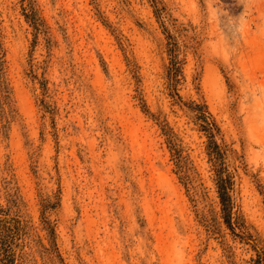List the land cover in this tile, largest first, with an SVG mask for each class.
I'll return each mask as SVG.
<instances>
[{"label": "rangeland", "instance_id": "374dc122", "mask_svg": "<svg viewBox=\"0 0 264 264\" xmlns=\"http://www.w3.org/2000/svg\"><path fill=\"white\" fill-rule=\"evenodd\" d=\"M0 227L15 264L47 227L64 264H264V0H0Z\"/></svg>", "mask_w": 264, "mask_h": 264}, {"label": "trees", "instance_id": "16d2710c", "mask_svg": "<svg viewBox=\"0 0 264 264\" xmlns=\"http://www.w3.org/2000/svg\"><path fill=\"white\" fill-rule=\"evenodd\" d=\"M28 18V15H25ZM34 28V27H33ZM37 29V28H36ZM167 146L171 157L173 158L174 166L177 174H179V178L181 179L183 185H188L187 175L183 168L182 157L178 153L175 145L172 143L170 137L165 134ZM207 155L209 156V160L211 162L216 182V189L219 198V203L221 206V213L224 223L227 227L231 228V199L229 196V190L231 189L232 182L229 175L225 172L222 166V152L220 150L219 145L213 139L212 136L209 137L207 142ZM188 191V188H187ZM41 221L45 225L47 222L45 221L44 212L41 213ZM16 229L3 228L0 227V264H15V255L13 251V238L15 234H17ZM48 240H49V248L47 249L50 252L49 261L51 264H64L62 257L60 256L55 241H54V233L51 227H47Z\"/></svg>", "mask_w": 264, "mask_h": 264}, {"label": "clouds", "instance_id": "9594fccd", "mask_svg": "<svg viewBox=\"0 0 264 264\" xmlns=\"http://www.w3.org/2000/svg\"><path fill=\"white\" fill-rule=\"evenodd\" d=\"M246 2V0H241V4H243V6H244V3ZM236 21H237V23H236V25H235V28H236V32H237V34H240V33H242V31H243V23H241L240 21H242V20H246V18L244 17V15H243V13H242V15H240L237 19H235ZM215 43V42H214ZM225 50L227 51L228 49H227V45H225ZM257 98H259V97H257ZM245 99H247V97H245ZM259 166H260V162L259 161H257V162H255L254 164H253V167H254V169L255 168H259Z\"/></svg>", "mask_w": 264, "mask_h": 264}, {"label": "water", "instance_id": "95a60500", "mask_svg": "<svg viewBox=\"0 0 264 264\" xmlns=\"http://www.w3.org/2000/svg\"><path fill=\"white\" fill-rule=\"evenodd\" d=\"M257 250H258V252H259V254H261V252H260V250L258 249V247L253 243V241L252 240H249V239H247Z\"/></svg>", "mask_w": 264, "mask_h": 264}]
</instances>
